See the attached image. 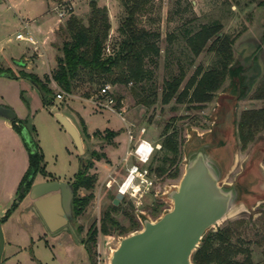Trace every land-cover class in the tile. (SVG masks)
<instances>
[{"label": "rangeland", "instance_id": "obj_1", "mask_svg": "<svg viewBox=\"0 0 264 264\" xmlns=\"http://www.w3.org/2000/svg\"><path fill=\"white\" fill-rule=\"evenodd\" d=\"M91 0H0V69L9 70L20 76V71L32 73L44 79L56 64L59 55L58 45L63 37L61 28L69 16L74 13L86 17ZM99 6H106L110 19V32L106 41L105 52L111 51L118 41L117 27L124 10L118 0H93ZM238 1V0H237ZM243 6L245 0H239ZM226 2H230L227 6ZM153 0L150 11L142 16L145 27L157 30L155 39L161 49L159 56H150L145 60V68L151 71V78L141 83V94L151 97L154 93L157 100L150 106L138 103L131 84L111 86V93L122 97V106L117 109L114 104H106L104 99L84 97L90 89L87 77L77 82L73 96L62 93L55 97L53 110L64 108L73 115L85 108L90 111L85 131L79 120L78 128L83 139L84 153L79 154L68 135L57 127V120L44 106L42 94L27 78L17 80L0 76V103L23 116L30 128L35 124L34 134L44 154L46 175L37 173L34 182L41 179H57L73 182L75 173L88 161L92 166L89 173H95L97 180L92 190L93 198L84 210L70 222V229L57 236L48 234L40 227L39 219L27 223L28 232L18 228L9 216L2 222L4 248L1 264H109L112 251L117 247L122 235L115 230L109 235L98 232L95 243V254L92 261L87 257L83 240L93 223L99 228L103 211L114 203L118 187L125 179L131 165L141 168V163L132 154V150L141 137L152 145L161 139L160 133L167 122L177 128L183 138L181 147L180 177L170 179L148 174L151 185L131 195L126 192L115 203L119 206L113 216L122 226L130 225V217L138 222L136 230L143 227V219L154 221L172 206L169 194L178 186L183 174L188 154L200 145H206L209 158L219 167L218 184L223 187L235 186L238 191L230 211L218 226L239 217L256 218L264 210V132L244 150L239 147L236 138V120L243 109L264 107V100L250 99L258 76L264 70V45L261 34L264 27V6L251 4L242 9L235 5V0ZM227 7L229 9H227ZM230 10V11H229ZM232 13V14H230ZM58 21L54 24L56 17ZM219 18L223 23V32L238 34L233 48L235 61L242 68L240 79L228 78L216 92L212 101L202 109H188L185 104L161 103L163 81L178 72L179 62L186 66V76L182 86L199 64L206 66L211 53L202 52L192 58L181 38L185 30L197 28L198 25ZM22 23H28L39 29L34 33L39 40L53 25L44 43L29 44L15 39L17 31L24 32ZM170 35L173 37L169 38ZM24 62V65L21 64ZM33 86L37 91L32 90ZM49 86L57 93L54 83ZM100 84H93L92 89ZM100 92V91H99ZM242 94V95H241ZM68 112V113H69ZM79 119V118H78ZM59 124V123H58ZM61 126V125H60ZM141 128H145L144 132ZM93 129L90 133H88ZM110 129L117 135L109 143L103 137V130ZM101 131L95 135L94 131ZM128 130L132 138L130 139ZM38 133V134H37ZM39 140V141H38ZM67 149L75 152L69 155ZM92 152L104 154L96 160ZM77 153V156H76ZM21 157L16 144L8 133L0 127V207L6 208L15 200L17 188L23 174H19ZM158 162L154 161L152 166ZM74 173V174H73ZM135 182H137L135 180ZM131 191V189H128ZM89 191L79 188L77 194L83 197ZM30 210L33 201L28 193L20 200ZM19 201V202H20ZM131 203L132 206L129 204ZM160 205V211L154 215V208ZM5 211L0 210V217ZM40 222V221H39ZM214 229V227H213ZM132 231V232H134ZM131 233V232H130ZM253 258L258 264H264V246H252Z\"/></svg>", "mask_w": 264, "mask_h": 264}, {"label": "trees", "instance_id": "obj_2", "mask_svg": "<svg viewBox=\"0 0 264 264\" xmlns=\"http://www.w3.org/2000/svg\"><path fill=\"white\" fill-rule=\"evenodd\" d=\"M118 1L123 7L124 15L117 27L118 41L110 52H105L111 28L108 10L106 6H99L91 0L86 17L71 13L66 18L60 32L63 40L58 45L59 55L56 57V64L48 74L44 75L43 80L23 70L18 76L9 70L0 69V75L3 74L11 78H27L42 94L46 107L53 105L58 93H55L49 86L51 82L56 85L59 92L71 96L75 94L77 82L86 77L91 84V88L83 93L86 98L95 93L97 99H105V96L99 91L106 84L111 86L131 84L138 103L145 106L152 105L157 100L156 94L152 93L150 97L141 94L138 90L142 89L141 83L147 82L151 78V71L145 68L146 58L152 55L159 56L161 53V49L155 41L159 36L158 31L145 27L141 20L142 16L150 11L153 0ZM226 4L229 6L230 2H226ZM251 4L264 6V0H245L243 6L240 5L239 0H235V5L241 9ZM227 9L229 8L227 7ZM223 26L224 23L216 18L198 25L197 28L185 30L181 38L185 41L192 56L190 60L202 52L211 53L212 58L206 66L199 64L183 86L182 82L185 79L187 68L179 62L178 72L163 81L161 103L167 104L174 98L175 103L185 104L188 109H202L212 101L216 92L228 78L233 79L232 83H234L235 77L240 79L242 68L235 61L233 48L238 34L223 32ZM171 37L173 35L169 36V38ZM261 42L264 45V27ZM93 84H100V86L92 89ZM110 95L115 101L114 106L119 109L122 106V97L111 92ZM249 98L264 100V70L258 76ZM10 123L23 142L28 155V166L17 188L15 200L5 211L4 216L0 217L1 223L15 209L17 202L28 193L36 174L46 175L44 155L34 137L36 133L34 126L29 128L27 120L19 118L11 120ZM24 129L28 134V141L23 136ZM261 132H264V107L241 110L236 120L235 132L240 149H246ZM94 134L101 135V131L95 130ZM116 135L117 132L114 130H103V137L109 143ZM160 137L158 142L160 147L153 150L148 162L142 163L141 168H146L148 174L164 175L170 179L179 178L183 138L177 128L171 127L170 122L164 126ZM92 155L96 160L104 156L97 152H92ZM91 160L82 164V167L74 175L72 182L74 218L93 198L92 190L97 175L88 172L92 166ZM154 161L158 163L152 166ZM79 188L89 191L88 194L80 197L77 194ZM129 204L132 206L131 203ZM160 207L157 205L152 213L156 215L160 211ZM118 209L119 206L112 203L107 210L103 211L99 228L93 223L88 230L82 244L90 261L94 258L98 232L109 235L116 230L119 235L125 236L137 229L138 222L132 217L129 219V226L121 225L112 214ZM253 245L264 246V210L254 219L251 216H243L230 220L223 226L208 229L191 254V261L193 264H258L253 258Z\"/></svg>", "mask_w": 264, "mask_h": 264}, {"label": "water", "instance_id": "obj_3", "mask_svg": "<svg viewBox=\"0 0 264 264\" xmlns=\"http://www.w3.org/2000/svg\"><path fill=\"white\" fill-rule=\"evenodd\" d=\"M0 117L11 121L16 114L0 105ZM54 117L70 136L78 153L83 154V139L77 126L61 112H55ZM22 133L28 141L26 130ZM219 178L220 169L209 158L206 145L189 153L178 186L169 194L171 208L154 221L144 218L140 230L122 236L109 264H193L191 254L203 234L218 226L238 197L237 188L220 186ZM28 197L46 233L55 235L70 229L74 218L71 182L57 179L34 182ZM121 197L117 192L114 203ZM4 242L0 220V264Z\"/></svg>", "mask_w": 264, "mask_h": 264}, {"label": "crops", "instance_id": "obj_4", "mask_svg": "<svg viewBox=\"0 0 264 264\" xmlns=\"http://www.w3.org/2000/svg\"><path fill=\"white\" fill-rule=\"evenodd\" d=\"M55 17H56V19H55V22H54V24L53 25H55L56 24V21H58V19L59 18H57V16L56 15H54ZM23 24L24 23H22V26H23ZM28 24V23H27ZM53 25L51 26V27H49V29L46 31V33H44V36L41 38V40H39L38 39V37L35 35V33H34V31L33 30H37L38 31V33H39V29H37V27L35 26V28H33V26H30L29 24H28V29H29V31L31 32V34L33 35V37H34V39L36 40V42H41V43H44L46 40H47V37L49 36V33L53 30ZM37 31H36V33H37ZM18 32H20V31H17L16 33H18ZM16 35V34H15ZM16 39V38H15ZM30 43H28V45H29ZM0 76H5V75H3V74H1ZM17 80H25V79H23V78H20V77H18V78H16ZM56 86V85H55ZM32 90H35V91H37L36 90V88L33 86V88H32ZM71 96H73V95H71ZM0 105H1V103H0ZM55 107L56 106V104H54L53 103V105L52 106H50V107H48L49 108V110H50V112H51V115L54 117V113L55 112H61V113H63V114H65L66 116H68L70 119H71V121L77 126L78 125V121L77 120H79L80 122H81V124H83V130L85 131V127L87 126V123H88V119L86 118V116L87 117H89V116H91V114H90V111L88 110V109H85V108H80V110H77V114H74L73 113V115L68 111V107L65 105L64 106V108H61V109H56V110H53V108L52 107ZM69 112V113H68ZM16 118H19V119H23L24 117L23 116H20V115H17L16 114ZM76 118H77V120H76ZM79 118V119H78ZM59 122H57V127H58V129L59 130H62L63 128H62V126H60V124H58ZM34 126V128H35V130L37 129L36 128V126H35V124L33 125ZM0 127L2 128V129H4L7 133H8V135L10 136V138L12 139V141L16 144V146H17V149H18V151H19V155H20V157H21V160H20V164H22L21 165V167H20V169H19V171H20V175L21 174H23L24 172H25V170H26V168H27V166H28V155H27V152H26V150H25V148H24V145H23V142H22V140H21V138H20V136H19V134L12 128V125H11V123H10V121L9 120H6V119H4V118H1L0 117ZM77 128H78V126H77ZM79 129V128H78ZM93 129H91L88 133H90L91 131H92ZM63 131L66 133V131L63 129ZM80 131V130H79ZM37 132V131H36ZM86 132V131H85ZM80 133H81V131H80ZM38 134V133H37ZM67 134V133H66ZM68 135V134H67ZM68 137L70 138V136L68 135ZM70 140H71V138H70ZM39 141V140H38ZM39 143V142H38ZM71 143L73 144V142H72V140H71ZM74 145V144H73ZM41 151H42V149H41ZM67 152H68V154L69 155H71V154H74L75 152H72V150H70V149H67ZM43 153V152H42ZM44 155V154H43ZM76 156H77V153H76ZM74 174V173H73ZM22 176V175H21ZM44 180H50V179H41V180H38V182L39 181H44ZM58 180H62L60 177L58 178ZM13 202V201H12ZM12 202L10 203V206H11V204H12ZM10 206H8V207H6V208H2V207H0V210H2V211H6ZM32 207V206H31ZM31 207H30V210H28V209H26V206H25V204L23 203V200L22 201H20V202H17V205H16V207H15V209L12 211L13 213H12V215H10L9 216V218L11 219V221L12 222H14L16 225H18V228L20 229V230H23V236H25V234H27V232H28V229L26 228L27 227V223H29V222H31V223H33V221H35L38 217L34 214V212L32 211V209H31ZM37 217V218H36ZM37 221V220H36ZM40 221V220H39ZM39 221H37V223H39V225H40V227L42 228L43 226H42V224H41V222H39ZM59 234V233H58ZM58 234H55L54 236H57ZM85 252H86V250H85ZM86 255H87V252H86ZM87 257H88V255H87Z\"/></svg>", "mask_w": 264, "mask_h": 264}, {"label": "built area", "instance_id": "obj_5", "mask_svg": "<svg viewBox=\"0 0 264 264\" xmlns=\"http://www.w3.org/2000/svg\"><path fill=\"white\" fill-rule=\"evenodd\" d=\"M23 29H24V32L20 31L16 33L15 38L21 41H26L27 43H30V44L36 43V40L34 39L33 35L28 29L27 23L23 24ZM110 89H111V86L109 84L104 85L100 89V94L105 96L104 102H106V104L103 105L105 107L108 106L109 104L111 105L114 103V99L110 95V92H111ZM61 96H62V92H58L56 94L57 98H61ZM144 130L145 128H141L142 132H144ZM128 134L131 139L132 135L129 130H128ZM145 142H147V145L151 146L150 150L148 149L147 145H145ZM141 145H145V147L141 148ZM159 147L160 145L158 143L152 145L151 142L141 137L137 140L132 150V154L135 156V158L137 159L139 163L141 164L146 163L148 162L153 150L155 148L158 149ZM135 180L137 182H135ZM126 182H127V185L124 186ZM149 185H151V179L149 178L147 169L140 168L137 165L133 164L128 169V173L125 179L119 185L118 192H120L122 195L126 192H129L131 195H135L141 189V187L147 188ZM128 189H131V191H129Z\"/></svg>", "mask_w": 264, "mask_h": 264}, {"label": "clouds", "instance_id": "obj_6", "mask_svg": "<svg viewBox=\"0 0 264 264\" xmlns=\"http://www.w3.org/2000/svg\"><path fill=\"white\" fill-rule=\"evenodd\" d=\"M145 145H147V142H145ZM145 145H141V148L145 147ZM147 147H148L149 150L151 149L150 145H147Z\"/></svg>", "mask_w": 264, "mask_h": 264}, {"label": "bare ground", "instance_id": "obj_7", "mask_svg": "<svg viewBox=\"0 0 264 264\" xmlns=\"http://www.w3.org/2000/svg\"><path fill=\"white\" fill-rule=\"evenodd\" d=\"M127 185V182L125 183V185L124 186H126Z\"/></svg>", "mask_w": 264, "mask_h": 264}]
</instances>
